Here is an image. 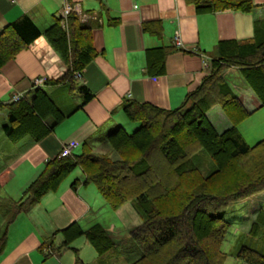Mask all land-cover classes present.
Instances as JSON below:
<instances>
[{
    "label": "trees",
    "instance_id": "obj_1",
    "mask_svg": "<svg viewBox=\"0 0 264 264\" xmlns=\"http://www.w3.org/2000/svg\"><path fill=\"white\" fill-rule=\"evenodd\" d=\"M197 12L224 9L249 11L250 0H185ZM56 17L40 31L27 15H21L0 30V66L17 52L43 35L65 64L60 76L46 84L68 82L81 97L75 108L91 98L84 85H74L73 76L92 60L96 51L91 42V25L81 22L70 11L65 25ZM158 25V24H157ZM148 30V26L144 25ZM160 29L154 33L159 35ZM168 48L147 49L145 70L149 75L163 73ZM216 55L207 73L189 91L181 104L161 109L147 103L124 101V115L137 126L127 133L113 125L99 136L86 138L79 153L45 161L36 177L24 188L17 200L0 198L4 227L0 233V252L6 227L19 212H26L47 192L56 190L60 182L76 167L82 178H74L70 186L92 184L104 203L116 210L129 203L141 219L129 229L139 248V257L129 264H224L227 254L221 249L230 223L225 220V207L264 189V136L247 144L237 124L264 106V20L254 23L250 39L222 40L215 45ZM236 67L259 104L254 109L243 106L224 72ZM223 111L229 126L218 132L205 113L214 105ZM6 123L2 131L12 141L28 135L41 139L65 117L51 97L39 86L30 94L4 103ZM96 142L107 143L117 155L92 151ZM13 175L10 168L0 171V187ZM61 241L54 247L45 241L41 249L58 255L79 236L93 248L97 256L104 254L114 242L99 225L82 229L72 222L55 230ZM245 240L232 254L246 264H264V210L258 209L244 233ZM73 249V248H72ZM74 252L72 264H85Z\"/></svg>",
    "mask_w": 264,
    "mask_h": 264
},
{
    "label": "crops",
    "instance_id": "obj_2",
    "mask_svg": "<svg viewBox=\"0 0 264 264\" xmlns=\"http://www.w3.org/2000/svg\"><path fill=\"white\" fill-rule=\"evenodd\" d=\"M250 2L249 11L197 12L185 0H0V30L24 14L43 31L59 17L63 5L68 4L81 22L91 25V42L96 51L92 60L73 76L75 86L84 85L91 93V98L79 108L75 107L81 97L69 89L68 82L45 83L63 74L65 64L43 35L0 66L2 102H9L15 94H30L35 87L32 80L40 79L38 86L66 113L41 139L26 135L12 141L2 131L6 109L0 108V171L5 168L13 171L12 177L0 187L4 197L17 200L45 161L56 156L65 142L74 141L76 149L86 138L99 136L113 125L134 127L135 123L121 109L124 101L147 103L161 109L179 106L207 73L209 62L216 55V43L250 39L254 23L264 20V0ZM157 26L159 35L154 33ZM175 38L180 45L174 44ZM156 47L168 48L163 73L149 75L144 54ZM235 89L232 88L233 92L245 108L258 106V98L249 87L258 101L250 107L243 101L241 90ZM212 108L205 116L216 129L209 114ZM255 123L262 130L251 135L258 138L264 132V118ZM223 124V129L229 126L228 121ZM96 146L102 152L106 147L96 142L93 152ZM76 170L72 178H64L56 190L45 193L28 211L19 212L6 227L0 264H62L60 253L46 256L48 249H41V244L53 242L55 230L87 219L105 204L92 184L78 183L71 188L74 178H82L80 169ZM0 224L3 230L2 216Z\"/></svg>",
    "mask_w": 264,
    "mask_h": 264
},
{
    "label": "rangeland",
    "instance_id": "obj_3",
    "mask_svg": "<svg viewBox=\"0 0 264 264\" xmlns=\"http://www.w3.org/2000/svg\"><path fill=\"white\" fill-rule=\"evenodd\" d=\"M224 77L233 89H235L233 85H236L237 89L235 90H241L244 95L243 101L246 105L250 107L251 105H256L255 102L258 103L257 98L254 97L255 95L245 85V82L236 67H231L230 70L225 71ZM245 90L247 93H245ZM253 98L255 101H252ZM10 101L14 100L11 99ZM220 109L221 108L216 104L209 112L210 119L216 125V130L218 132L222 131V125H224L223 123L228 121L224 116L223 111ZM263 118L264 107L247 116L244 120L237 124V130L247 144L250 145L254 143L256 139L264 136V132L261 136H258V138H253V135H251V133H256L259 130H262V128L260 129L258 128V125L254 124H256V121ZM136 126L137 123H135L134 127H126L124 130L127 133H130ZM104 146H106V149L103 148V152L100 147L97 146L94 151L102 152L110 158L116 159L117 155L114 151H112L110 146L107 143H104ZM79 151L80 147L78 146L72 151V153L77 154ZM76 169L79 168H74L65 178H72L77 172ZM1 194L0 188V198H6L3 194ZM260 208L264 210V189L252 194L251 196L231 201L226 205L224 218L230 223V227L221 244V249L227 254L224 264H246L235 258L232 254L239 247V245L242 244L243 240H245L244 233L248 230L251 220ZM140 222L141 219L134 213L129 203L123 204L119 211H117V209L113 210L104 204L96 213L90 215L85 220L79 221L78 224L82 229H87L96 224L101 226L108 232L113 240V247H111L104 254L97 256L93 248L85 241L83 236H79L70 242L68 248L63 249L60 252L59 259H61L62 264H72L74 260L73 249H75V253L85 264H129L139 257L140 252L137 244L131 239L128 231L132 227L140 224ZM2 226L3 225L0 224V231L2 230ZM60 240L61 235L55 233L53 245L56 246L59 244Z\"/></svg>",
    "mask_w": 264,
    "mask_h": 264
},
{
    "label": "built area",
    "instance_id": "obj_4",
    "mask_svg": "<svg viewBox=\"0 0 264 264\" xmlns=\"http://www.w3.org/2000/svg\"><path fill=\"white\" fill-rule=\"evenodd\" d=\"M71 11V7L68 4L63 5L62 9L59 12V17L60 19V24L62 26L65 25V19L67 14ZM174 44L175 45H180L179 44V40L177 38H175L174 40ZM206 65V64H205ZM78 74H75V76H77ZM42 80L40 79H34L32 80V84L34 86H37L39 84H41ZM22 97L21 95L15 94L11 97L12 100H17L18 98ZM76 147V143L72 140H69L67 142H65L64 144L61 145L60 149L58 150L56 156L57 158L63 157V156H68L71 154V152L73 151V149Z\"/></svg>",
    "mask_w": 264,
    "mask_h": 264
}]
</instances>
